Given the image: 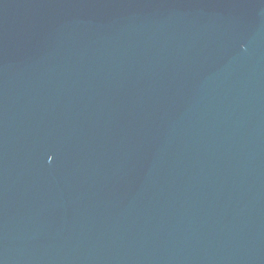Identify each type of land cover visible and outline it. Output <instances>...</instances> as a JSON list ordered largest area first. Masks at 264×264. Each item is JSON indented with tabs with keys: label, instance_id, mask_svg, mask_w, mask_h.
<instances>
[{
	"label": "water",
	"instance_id": "1",
	"mask_svg": "<svg viewBox=\"0 0 264 264\" xmlns=\"http://www.w3.org/2000/svg\"><path fill=\"white\" fill-rule=\"evenodd\" d=\"M0 264H264V0H0Z\"/></svg>",
	"mask_w": 264,
	"mask_h": 264
}]
</instances>
